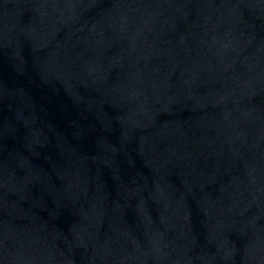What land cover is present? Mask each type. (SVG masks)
<instances>
[{
  "label": "water",
  "instance_id": "water-1",
  "mask_svg": "<svg viewBox=\"0 0 264 264\" xmlns=\"http://www.w3.org/2000/svg\"><path fill=\"white\" fill-rule=\"evenodd\" d=\"M0 264H264V0H0Z\"/></svg>",
  "mask_w": 264,
  "mask_h": 264
}]
</instances>
